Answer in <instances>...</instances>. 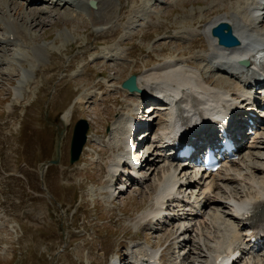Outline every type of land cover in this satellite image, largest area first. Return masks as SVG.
<instances>
[{"label": "rangeland", "instance_id": "obj_1", "mask_svg": "<svg viewBox=\"0 0 264 264\" xmlns=\"http://www.w3.org/2000/svg\"><path fill=\"white\" fill-rule=\"evenodd\" d=\"M52 1H40L26 10L48 11L42 15L47 22L35 26L20 20L25 36L16 43L7 41L6 31L0 29V264H112L115 253L126 262L139 245L165 248L164 264H179L191 250L179 243L184 236L169 239L171 226L157 231L161 223L141 218L144 211L155 207L162 163L151 175L150 168L155 167L146 160L151 166L144 165L141 173L149 174L150 179L144 185H129L120 194L130 180L125 177L111 188V178L100 177V171L125 150L122 143L112 150L114 128L124 129L118 136L132 137L139 148L137 156L144 159L152 150L151 137L162 130L167 118L157 109L158 104H144L123 91L120 85L125 78L145 73L159 61L186 55L203 76L214 77V81L208 79L212 84L231 87L235 82L233 76L210 71L204 67L206 62L194 58L210 42L205 24L230 10L231 2L112 0L126 8L118 15L125 19L112 20V28L118 27L120 33L109 38L98 35L102 26L97 19L106 14L98 11L93 15L83 1L67 11L56 10ZM11 14L0 11L4 26L11 23ZM110 25H104L105 30ZM182 30L187 32L181 34ZM257 30L264 34V25ZM197 37L202 40L192 43ZM98 81L104 88L94 87ZM117 87L120 92L101 102L102 94ZM85 93L88 102L75 101ZM71 105L72 118L63 123L61 114ZM136 107L141 113H136ZM131 116H140L137 122L152 123V128L129 132L126 118ZM80 118L90 121V137L87 150L72 164L71 139ZM145 132L150 135L143 139ZM59 140V162L52 164ZM257 162L264 164V158L256 157L252 165ZM145 220L149 225H143ZM184 263L207 264L208 260L192 252Z\"/></svg>", "mask_w": 264, "mask_h": 264}, {"label": "bare ground", "instance_id": "obj_2", "mask_svg": "<svg viewBox=\"0 0 264 264\" xmlns=\"http://www.w3.org/2000/svg\"><path fill=\"white\" fill-rule=\"evenodd\" d=\"M40 1L44 0L0 1L2 2L0 4V11L9 10L12 13L10 16H13L11 23H8L6 26L0 22V29L6 31L5 39L7 41L15 40L16 43L20 37L23 38L25 36V33L19 26L20 20L24 21V24L27 23V25L35 26L47 22L46 18H43L42 15L48 14V11L38 9L26 11L30 6L40 3ZM81 1L83 0H54L53 3L56 10L65 9L67 11L69 6H77V3L80 4ZM96 1L97 7H90L91 13L95 15L99 11V13L106 14L104 17L97 19V25L102 26V29L98 30V32H101L98 35H106L109 38L118 36L121 30L118 27L112 28V20L125 19L122 16L120 19L118 15H120V12H125L126 6L122 4L116 5L112 0ZM223 1L231 2V11L226 10L224 14L214 18L210 22L208 21L205 24L204 32L209 35L211 26L220 20H226L233 25L235 33L242 40V44L235 48H217L209 35L208 42H210L208 48L203 54L195 55L194 58L206 60L207 62L204 67H208L210 70L214 66L211 63L210 56L221 59L225 64L235 61L242 56L248 59L254 57L253 53L252 55L249 53L250 47H247V42L250 40L251 35L249 31L254 32L260 24V26L264 25V11L261 13L262 8L264 9V0ZM2 5L7 7V10ZM111 7L112 11L109 10ZM222 7H224V4ZM224 9H227V7L225 6ZM141 10H144L148 14L145 8ZM235 14L239 15L240 18L236 17ZM114 20L113 22H116ZM236 21L241 27L237 25ZM107 24L111 25L108 30H105L106 27L104 25L106 26ZM181 32H183L181 34H184L187 31L182 30ZM188 33L191 34V32ZM13 37L14 40H11ZM200 40L202 38L197 37L192 40V43H198ZM108 50V53L112 52V47H109ZM208 52L210 55H208ZM111 55L113 54L111 53ZM176 58L171 57L163 60L145 70L144 74H137L138 85L142 91L132 94L136 98L143 99L144 103L151 102V100L159 102L158 110L163 109L167 111V119L164 122L165 128L160 133L158 132L154 135L152 150H149V154L143 159L141 166L142 169L146 167L144 165L151 166L146 162V160H150L151 164L155 167L154 169L153 167L150 168L151 175L158 172L159 168L157 167L159 163H162L161 168L164 171L163 179L160 180L161 182L158 181L159 185H157L154 198L155 207L144 211V217H157V220L165 217L167 219L166 222L163 223L162 227H157V231L164 227V229H168L171 226V231L168 233L169 239L174 240L184 236L183 240L179 243L189 246L191 250L183 256V260L179 264H186L184 260L192 252L194 255L199 256L200 259L207 258L209 264H264V251L257 256H251L247 250L241 252L239 247L241 241L248 235L244 232V229H241L245 219V212L254 211L264 203V164L257 162L252 165L256 157H263L261 152L264 149V123H261L256 135L252 139L240 143V148H244L245 152H242L241 158L238 161L233 162L224 170L213 174L203 173L201 176H197L198 173L192 174L190 168L185 165H175L174 161L168 160V157L165 155L166 150L163 148L165 140H161L169 127L175 130L181 120H185L184 122H186L191 118L204 117L206 115L211 121L213 115H218L221 112L222 114L234 110H238L239 112L240 109L244 108L243 104L245 102H248V104L254 102L258 94L253 93V87H246L241 81L234 86L231 85V87L226 85H222V87L216 86L210 82L214 81V77L203 76L201 68H197L191 64V57L185 55L177 56ZM259 70L264 71V67L252 65L242 72L247 76L252 75V80L258 77L257 72ZM244 81L250 80L245 79ZM94 87L104 88V85L98 81L94 84ZM115 92H120V90L118 88L108 89L106 96L102 94L101 102L106 103V101L114 96ZM93 96L94 94L89 98L92 99ZM86 98V93L80 94L75 101L79 103L88 102ZM136 110V113H139V108H136ZM72 115L73 105L62 112V122L68 124ZM126 121L129 132H132L135 127L133 120L126 118ZM118 129L114 128L115 132L113 130L116 143L112 144V150L119 149L121 143L124 145L125 150L118 153L112 161L106 162V167L100 171V177L104 178L107 175L113 180L115 178L117 183H121L125 175L124 173L117 174L121 166H124L126 162L138 163L140 159H135L130 155L132 153V148L130 147L132 141L127 136H118L119 133L123 134L125 132L124 129L121 131ZM102 152H107V150L104 149ZM67 172L70 174L69 171ZM148 175L141 174L140 170L135 171V178L131 177V184L144 185L150 179ZM235 184L243 185L244 188L241 190L240 188H235ZM153 185L155 186V184H152L151 189L154 188ZM128 187L126 190H128ZM192 188L198 189L194 191L197 192L196 195L192 192ZM190 190L191 193L188 192ZM124 191L122 187L119 194ZM182 191H185L184 195ZM180 195L183 196L180 197ZM181 198L183 199L182 201L180 200ZM170 207H173L172 210L174 211L172 216L168 218V215L165 213ZM200 211H203V215H199ZM135 252L137 253L134 254V251L132 253L135 255V264H138L139 260L142 264H150L149 260L153 255L152 247L139 246L138 249L136 247ZM124 264L133 263L129 261Z\"/></svg>", "mask_w": 264, "mask_h": 264}, {"label": "water", "instance_id": "obj_3", "mask_svg": "<svg viewBox=\"0 0 264 264\" xmlns=\"http://www.w3.org/2000/svg\"><path fill=\"white\" fill-rule=\"evenodd\" d=\"M95 2L93 1V4ZM212 34L218 37L220 44L225 46H236L239 45L240 39L233 33L232 25L226 21L220 22L218 25L212 28ZM122 86L127 88L131 92L140 91V88L136 82V75H132L126 79ZM89 128V123L86 119H80L75 127L71 143V162H75L83 149V146L87 139V131Z\"/></svg>", "mask_w": 264, "mask_h": 264}]
</instances>
